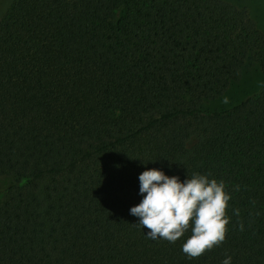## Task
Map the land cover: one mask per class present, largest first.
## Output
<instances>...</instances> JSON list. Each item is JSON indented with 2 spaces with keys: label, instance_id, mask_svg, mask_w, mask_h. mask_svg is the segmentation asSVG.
Returning <instances> with one entry per match:
<instances>
[{
  "label": "trees",
  "instance_id": "1",
  "mask_svg": "<svg viewBox=\"0 0 264 264\" xmlns=\"http://www.w3.org/2000/svg\"><path fill=\"white\" fill-rule=\"evenodd\" d=\"M264 34L224 0H0V264H264ZM223 181L198 258L129 215L138 175Z\"/></svg>",
  "mask_w": 264,
  "mask_h": 264
},
{
  "label": "clouds",
  "instance_id": "2",
  "mask_svg": "<svg viewBox=\"0 0 264 264\" xmlns=\"http://www.w3.org/2000/svg\"><path fill=\"white\" fill-rule=\"evenodd\" d=\"M138 182L141 199L129 209V215L138 218L136 226L146 230V237L175 243L190 232L180 248L189 260L224 241L230 195L223 181L200 173L181 181L151 168L138 175ZM222 264H231V257L226 256Z\"/></svg>",
  "mask_w": 264,
  "mask_h": 264
},
{
  "label": "rangeland",
  "instance_id": "3",
  "mask_svg": "<svg viewBox=\"0 0 264 264\" xmlns=\"http://www.w3.org/2000/svg\"><path fill=\"white\" fill-rule=\"evenodd\" d=\"M236 7H244L257 28L264 34V0H224ZM264 82V77L255 68L242 71L237 83L231 84L222 97L209 103L210 110H226L255 93ZM7 180H0V190L5 188ZM2 198H0L1 200Z\"/></svg>",
  "mask_w": 264,
  "mask_h": 264
}]
</instances>
